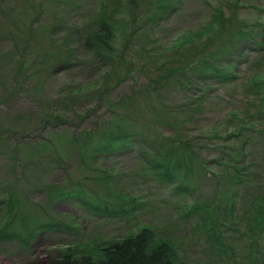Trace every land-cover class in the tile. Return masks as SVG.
Masks as SVG:
<instances>
[{
    "label": "rangeland",
    "instance_id": "1",
    "mask_svg": "<svg viewBox=\"0 0 264 264\" xmlns=\"http://www.w3.org/2000/svg\"><path fill=\"white\" fill-rule=\"evenodd\" d=\"M100 1L0 0V264L47 263L51 255L61 250L84 244L97 236L122 237L138 226L152 227L158 237L174 242L180 252L179 264H213L216 257L209 249L204 231L197 228L200 219L195 213L185 214L184 206L193 202L218 204L216 191L220 180L214 174L222 176L225 167L215 160L225 152L227 157L221 160L232 162L238 151H233L231 143L237 138L233 134L240 122L232 113L237 110L242 113L240 117L252 120L243 114L248 101L242 77L230 84L209 83L215 89L207 93L208 98L187 107L185 104L195 96L190 97V90L173 86L163 92V99L182 106L179 107L182 113H176L178 118L166 124L158 118L152 132L155 137L180 133L201 145V155L210 170L199 169L193 173L196 178L194 192L180 190L177 181L168 185L153 181L141 159V150L146 147L137 143L130 150L113 156L92 157V163L88 159L85 168L80 160L88 145L85 131L95 129L98 132L96 128L104 125L109 129L108 120L122 112L126 118L118 116L117 119L129 122L134 108L120 107L118 113V106L114 104L119 94L128 92L131 80L113 90L109 99L98 100L93 86L99 84L94 81L101 78L102 62L96 61L93 67L79 64L89 56L79 54L73 67H65L61 60L48 68L46 63L49 47L62 52L75 47L78 34L85 32L84 21L96 16L95 8ZM225 1L182 0L159 22L152 35H145L157 43L155 50L166 47L184 32L205 24ZM240 3L239 14L249 23L264 18L259 15L264 14V0H242ZM73 30L76 33L72 35ZM145 35L141 31L136 38H146ZM65 36L71 38L69 44H64ZM144 48L150 49V44H145ZM20 60L25 67L21 75L16 72L21 81L16 87L10 82V75ZM244 64L237 72L245 77L251 70V63ZM143 80L140 76V83ZM193 80L198 82L196 78ZM63 97L72 100L74 114H68L69 120L65 119V123L44 122L40 112L48 107L61 112L60 100L66 99ZM138 121L147 120L141 117ZM248 127L250 129L244 132L248 135L246 154L238 158L242 165L248 166L249 175L236 198L238 219L248 215L244 209L249 206L251 196L259 191L264 193V123ZM63 162L65 166H61ZM70 176L72 183L68 182ZM110 187L120 195L135 198L134 209L119 216L99 217L77 196V192H85L94 202L113 203L116 197L108 192ZM61 189L75 193V197L72 194L56 196ZM9 196L13 202L11 213H8L10 205L3 202ZM222 198V204H227V198L223 195ZM224 263L228 261H222Z\"/></svg>",
    "mask_w": 264,
    "mask_h": 264
},
{
    "label": "trees",
    "instance_id": "2",
    "mask_svg": "<svg viewBox=\"0 0 264 264\" xmlns=\"http://www.w3.org/2000/svg\"><path fill=\"white\" fill-rule=\"evenodd\" d=\"M240 1L242 0H226L198 29L184 32L166 47L155 50L157 43L151 42L152 38H147V35H152L159 22L174 11V7L180 5L178 3L182 0H101L95 8L96 16L84 21L85 32L78 34L75 47L63 52L49 47L51 50L46 63L48 68L53 62L61 60L65 67H73L79 54L93 58L90 61L87 58L81 60L79 64L86 63L93 67L96 61L102 62L104 68L101 78L94 81L99 84L93 86L98 100L109 99L113 90L131 80L128 92L119 94L114 104L118 106V113L120 107L134 108L129 119L127 118L129 122L117 119L118 116L125 117L122 112L108 120L109 129L104 125L103 128H96L98 132L95 129L85 131L88 145L84 152H80V160L85 168L88 159L92 163L96 157L113 156L130 150L137 143L146 147L141 150V159L153 181L167 185L177 181L180 190L190 189L192 192L195 191L196 179L193 173L199 169H210L201 155L202 147L198 141L180 133L154 136V121L159 118L161 123L166 124L171 119L178 118L176 113H182V108H179L182 106L168 99L165 101L163 92L173 86L190 90V97L195 96L190 103L185 104L184 107H187L208 98L207 93L215 89L209 83L230 84L242 77L248 101L247 110L243 114L252 120L240 117L242 113L237 110L232 113L240 123L233 134L237 138L230 147L234 148L233 151H238L232 162L221 160L227 157L225 152L215 160V163L225 167L222 176L214 174L220 180L216 191L218 204L193 202L188 207L184 206L185 214L195 213L199 217L200 224L197 228L204 231L202 233L209 249L216 257L211 261L213 264H222V261H228L226 264H264V193L259 191L251 196L249 206L244 209L248 215L239 216V219L235 215L238 206L236 198L249 177L246 172L248 166L239 161V156L246 154L245 140L248 135L244 132L245 129H250L248 125L264 123V14H259L262 19L249 23L239 14ZM71 29L72 25L68 32ZM141 31L144 35L147 33L144 36L146 38H136ZM74 33L75 30L72 35ZM69 39L71 38L65 36L64 44H69ZM138 41L139 46L136 47ZM145 44H150L151 48H144ZM248 57L256 59L250 60ZM249 62L250 72L245 77L239 76L237 70L240 71L241 64ZM24 67L25 63L20 60L17 69L12 70L10 82L16 87L21 83L16 72L21 75ZM140 76L144 77L142 83L139 81ZM194 78L198 82L195 83ZM204 83L206 84L203 86ZM71 102L67 98L61 99V112H57L54 107L41 111L43 121L65 123V119L69 120L68 114L75 112ZM141 117H145L147 121L139 122ZM113 124L115 125L110 128ZM245 160L244 157L242 161ZM61 166H65V162ZM68 182L72 183L71 176ZM108 192L115 194V202H94L85 192H77V196L87 209L90 208L99 217H111L114 214L119 216L134 209L135 198L120 195L113 187ZM71 194L63 189L56 192V196L63 197ZM222 195L227 198V204H222ZM72 197H75V193ZM3 202L10 205L8 213H11L12 196L3 199ZM153 229L138 226L122 237L97 236L84 244L61 250L55 256L51 255L47 263L29 261L25 264H179L180 252L175 248L176 244L168 238L158 237Z\"/></svg>",
    "mask_w": 264,
    "mask_h": 264
}]
</instances>
